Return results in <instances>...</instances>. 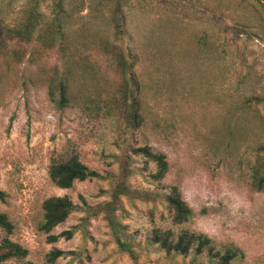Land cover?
Here are the masks:
<instances>
[{"label":"rangeland","instance_id":"374dc122","mask_svg":"<svg viewBox=\"0 0 264 264\" xmlns=\"http://www.w3.org/2000/svg\"><path fill=\"white\" fill-rule=\"evenodd\" d=\"M120 1L123 36L113 0H0L2 24H33L29 39L0 45V212L27 250L0 264H207L148 243L167 218L166 184L179 187L192 211L185 227L238 247L233 264H264V188L250 178L264 144V11L253 0ZM122 55L135 60L138 128L125 118L131 82ZM145 143L168 161L160 182L154 164L130 150ZM68 151L100 177L55 185L48 166ZM121 183L126 194L111 202ZM63 195L72 211L41 230L42 202ZM111 221L136 259L118 247ZM57 249L63 254L51 259Z\"/></svg>","mask_w":264,"mask_h":264},{"label":"trees","instance_id":"16d2710c","mask_svg":"<svg viewBox=\"0 0 264 264\" xmlns=\"http://www.w3.org/2000/svg\"><path fill=\"white\" fill-rule=\"evenodd\" d=\"M113 1L116 3L114 10L115 31L117 35L123 36L124 31L122 25L124 24V14L122 3L120 0ZM261 9L264 11V8L261 7ZM32 29L33 24L31 22L17 27H7L0 21V45L4 37L27 40L32 34ZM127 51L128 58H133V50L128 47ZM121 63L125 70L129 67L126 70V75L131 82L129 96L123 99V105H126L128 109L127 117L125 116V118L130 127L138 128L142 126L143 115L141 114L140 102L137 96V79L132 71L135 60L128 65L127 56L124 58L122 55ZM55 88L59 92L58 104H65L67 100V86L65 81L60 80ZM117 106L119 107L118 104ZM130 150L135 154L142 155L148 162L154 164V170L150 173L154 180L160 182L165 177L168 171V161L164 153L153 149L147 143L137 147L132 146ZM48 176L60 188H69L75 181L100 177L99 173L84 164L74 151H68L67 153L54 157L48 166ZM250 178L253 187L259 190L264 188V144L258 146L257 152L254 154V159L250 164ZM163 186L167 190L162 193L161 203L166 210L167 218H164L162 215L163 219L151 229L147 235L148 243L155 246L157 250L172 256L191 255L196 258L205 259L207 264H233V261L242 254L240 249L233 245H218L206 234L192 231L185 227L184 224L192 217L190 207L182 198L177 185L166 184ZM119 193L126 194L123 183L119 184L118 188L112 190L111 202L114 201L116 195ZM4 198L5 193L0 190V201H3ZM42 209L43 218L39 224V228L48 232L68 217L73 209V203L66 195L51 196L42 202ZM111 224H114L116 227L113 229L118 247L128 253L132 259H136L134 247L126 236L125 231L116 222L111 221ZM12 228V223L8 220L6 214L0 212V230L3 233L0 238V263L13 258L22 259L27 254V250L24 247L11 240ZM63 234L70 237L72 231H64ZM51 238L55 240L56 236H52ZM61 254L63 252L58 249L51 251L50 258L54 259Z\"/></svg>","mask_w":264,"mask_h":264},{"label":"water","instance_id":"95a60500","mask_svg":"<svg viewBox=\"0 0 264 264\" xmlns=\"http://www.w3.org/2000/svg\"><path fill=\"white\" fill-rule=\"evenodd\" d=\"M262 8H264V0H255Z\"/></svg>","mask_w":264,"mask_h":264}]
</instances>
